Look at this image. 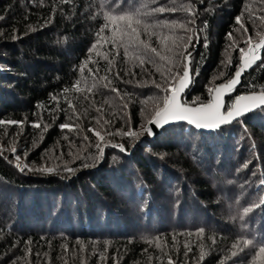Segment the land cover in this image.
Here are the masks:
<instances>
[{"label": "trees", "instance_id": "1", "mask_svg": "<svg viewBox=\"0 0 264 264\" xmlns=\"http://www.w3.org/2000/svg\"><path fill=\"white\" fill-rule=\"evenodd\" d=\"M160 6L175 11L143 16ZM136 13L143 40L145 22L193 29L149 28L193 37L179 45L192 53L189 105L232 78L248 36H264V0H0V264H264V107L215 131L178 123L144 137L171 65L149 51L141 67L119 33L109 42L123 22L107 17ZM149 43L171 55L156 36ZM262 91L264 49L226 106ZM90 127L113 133L102 157Z\"/></svg>", "mask_w": 264, "mask_h": 264}, {"label": "snow or ice", "instance_id": "2", "mask_svg": "<svg viewBox=\"0 0 264 264\" xmlns=\"http://www.w3.org/2000/svg\"><path fill=\"white\" fill-rule=\"evenodd\" d=\"M147 7V6H146ZM166 11H175V9H167L163 6L155 7L151 9V12H144L143 16L147 17L149 15H152L154 13H160L163 14ZM189 14L194 16L195 11L193 9H188ZM2 19V17H0ZM107 19H110L115 23V21L118 19L119 21H122V24H117L116 27L113 29V36L109 38L100 37V34L98 33V37L100 39H109V42L113 45V47L117 44V33H119V42L124 46V54L125 56L129 55V49H132L135 53V59L139 61V65L143 67L145 63V57L147 56V53L150 51L151 53L155 54L156 57H159L162 61H168L171 65L168 67L164 72H161L162 79L165 80L167 87L162 86L161 84H156L157 88H160L162 92L165 93V95L162 97V106L157 105L154 115L152 118L148 121L147 125H142L141 127L145 129L149 134H152V128L148 125H156L157 127L163 126L161 122L168 123L170 121H187L189 124H194L196 128L201 127H210L215 126L219 127L221 124L229 123L231 120L243 115L244 113L251 111L255 108L264 106V91L260 92L259 94L253 93L251 95H241L237 96L234 100V102L225 105L222 97L224 94L230 90L233 89L234 86L238 83V79L241 76V73L246 69V67H250L254 61H257L260 59L259 51L260 49H264V36H260V39L253 43L252 37L248 36L245 40V43L248 45L247 48H240V57H241V63L237 69V71L234 73V76L232 79L228 80L225 83L220 84L219 86L215 88H209L208 92L210 95V99L206 103H201L198 107H190L186 104L180 103L178 100V93L184 88H186L190 83V70H189V64H190V58L192 53L187 52V55H184V52L180 51L179 45L181 43L184 44L185 51H187V47L192 44L193 37L187 36L185 39L184 36L176 35L175 32H172V34H158L155 31L149 32V28L156 27L157 25H160L161 27H166L170 29H175L177 26L181 29H184L185 31H193V29L188 28L187 23L179 22L177 25L176 21H172L169 23H161L160 21H157V24L149 25L147 22L143 24V30L145 35H147L148 40L141 39V31L140 26L142 23V20L140 18V13L136 14H127L119 17H107ZM235 22L240 25L241 29L246 33L247 28L242 23L241 16L238 15L235 17ZM188 23H195L194 20L188 21ZM108 24H105L103 28L100 29V32L102 33L104 31V28H107ZM257 35H260L257 33ZM152 36H156L157 41L167 50L168 53L171 55L165 56L162 55L161 51L157 49V47L151 46L149 41L151 40ZM229 39L232 38V34H228ZM197 42L199 41V36L196 35ZM95 47V45H93ZM107 58V57H105ZM148 62L155 63L153 58L151 56H148ZM181 58L185 61L183 65V71L181 72L179 68L177 67L180 63ZM174 68L176 70H174ZM157 71H160L159 68H157ZM91 74V71H90ZM106 79V77L104 78ZM79 81L76 82V84L73 86L77 92L81 91L79 87ZM109 83H111L109 81ZM108 85H105L107 87ZM96 87L95 84H93L88 91L91 92L92 88ZM64 91H68V89H65ZM112 92H117L118 90L116 88L111 89ZM87 99V97H85ZM69 107H73L69 103ZM126 107V105H125ZM97 111L99 112L100 109L98 108ZM69 120H71V116L69 117ZM98 124L100 123V119L97 118L96 121ZM5 123L4 121H0V124ZM11 123H16L15 121ZM108 122L105 121V124ZM34 127H40L39 123L34 124ZM61 129H68L69 132L75 131L77 128H79L78 125H73L71 123H64L60 125ZM89 132L93 133V135L96 137V142L94 144V147L97 149L98 154L100 157H102L104 148L107 146L106 141V135H113L112 132L106 131V130H97L95 128L90 127L88 129ZM103 132V134H102ZM127 136H137L139 133L135 131H127L123 133ZM84 140H88L87 136H84ZM111 147H119L121 151H125L124 146L121 145H110ZM13 153L15 152V149H12ZM3 154V149L0 148V155ZM20 157H16V167L19 168L21 171L24 170L27 165H21ZM34 169L29 168V171H32ZM40 171H51V169H36ZM67 171H72V169H66ZM247 211V209L245 210ZM200 231H203L201 229ZM251 241L245 239L243 240V244L247 246L250 244ZM240 245V241H237V243L232 245L233 249L238 248ZM255 247V245H253ZM233 256L236 255V252L233 251L231 253ZM257 257H264V246H260L259 250L257 252ZM168 264H172L171 258H169Z\"/></svg>", "mask_w": 264, "mask_h": 264}, {"label": "water", "instance_id": "3", "mask_svg": "<svg viewBox=\"0 0 264 264\" xmlns=\"http://www.w3.org/2000/svg\"><path fill=\"white\" fill-rule=\"evenodd\" d=\"M258 51H259L260 59L257 60V61H254L250 67H246V69L241 73V76H240L239 79H238V83L234 86L233 89L228 90V91L224 94V96L222 97V99H223L225 105H226V98L229 97L230 95H232V94L234 93L235 89L240 85L241 80H242V77L245 75V73L249 72V71L251 70V68H252L256 63H258V62L261 60V51H262V49H260V50H258ZM190 62H191V59H190ZM240 63H241V59H240ZM239 65H240V64H239ZM189 70H190V83H189V85H188L186 88L182 89V90L180 91V93H178V100H179L180 103H182V104H185V103L182 102V96L185 94V92H186L187 89L190 87L191 82H192L190 64H189ZM233 76H234V74H233ZM233 76H232V78H233ZM232 78H231V79H232ZM219 85H220V84H219ZM219 85H216L215 87H217V86H219ZM215 87H214V88H215ZM253 93H257V94H259L260 92L245 93V94H241V95H245V96H246V95H251V94H253ZM241 95H238V96H241ZM210 98H211V97H210ZM234 100H235V99H234ZM233 102H234V101H233ZM186 105H187V106H190V107H198L200 104H199V105H189V104H186ZM263 107H264V106H261V107L255 108V109H253V110H251V111H248V112L244 113L243 115H241V116H239V117H237V118L231 120V122H229V123L221 124L219 127L210 126V127L196 128L194 124H189L187 121H170V122H168V123H163V122H161L162 125H163V126H161V127H157L156 125H148V126H150V127L152 128V134H149L145 129H144V132H145L147 138H154L155 136H157V135H159V134L161 133V131H162L163 128L168 127V126L173 125V124H178V123H185V124H187L188 126L193 127L194 129H196V130H198V131H205V132L215 131V130L219 129V128L222 127V126H225V125L231 124L232 122L236 121L237 119L241 118L242 116H245V115H247L248 113L253 112V111H255V110L259 109V108H263Z\"/></svg>", "mask_w": 264, "mask_h": 264}, {"label": "rangeland", "instance_id": "4", "mask_svg": "<svg viewBox=\"0 0 264 264\" xmlns=\"http://www.w3.org/2000/svg\"><path fill=\"white\" fill-rule=\"evenodd\" d=\"M145 125H147V123H145ZM142 131H143V136L144 137H147L146 134H145V132H144V129L143 128H142ZM19 162H20V164H22L23 163L22 159H20Z\"/></svg>", "mask_w": 264, "mask_h": 264}]
</instances>
